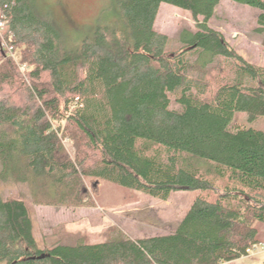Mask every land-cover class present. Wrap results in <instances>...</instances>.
Wrapping results in <instances>:
<instances>
[{"label":"trees","instance_id":"trees-1","mask_svg":"<svg viewBox=\"0 0 264 264\" xmlns=\"http://www.w3.org/2000/svg\"><path fill=\"white\" fill-rule=\"evenodd\" d=\"M221 1L114 0L111 17L72 44L33 0H0V181L25 185L34 206L66 209L95 206L88 179L164 202L201 192L172 234L116 229L102 243L44 247L27 202L0 194V264H226L249 255L264 223V131L232 123L237 113L264 118V68L209 27ZM229 1L257 11L264 36V0ZM162 4L195 22L175 50L154 28Z\"/></svg>","mask_w":264,"mask_h":264},{"label":"rangeland","instance_id":"rangeland-1","mask_svg":"<svg viewBox=\"0 0 264 264\" xmlns=\"http://www.w3.org/2000/svg\"><path fill=\"white\" fill-rule=\"evenodd\" d=\"M36 8L50 12L70 43L89 35L96 21L111 17L114 0H33ZM258 12L229 0H222L209 27L221 32L225 39L247 61L264 68V36L255 32ZM190 13L162 4L154 28L170 39L169 50L180 47L178 36L183 29L195 30ZM171 108L180 110L172 98ZM233 127H252L264 131V118L249 122L244 113H237ZM72 156L74 148L66 143ZM93 193L95 206L73 209L34 206L25 185L0 181L3 198H18L27 202L33 219L34 236L40 247L56 242L74 244L83 239L87 244L106 241L113 231L121 229L134 238L168 235L191 209L199 191H178L168 201H160L143 193L102 181H86ZM259 243L248 256L226 264H263L264 223H256Z\"/></svg>","mask_w":264,"mask_h":264},{"label":"built area","instance_id":"built-area-1","mask_svg":"<svg viewBox=\"0 0 264 264\" xmlns=\"http://www.w3.org/2000/svg\"><path fill=\"white\" fill-rule=\"evenodd\" d=\"M4 29H5V23H4V21L0 20V36H2ZM2 46L5 49V51L7 52V54H9V56H11L12 58H15L14 57V48L11 45H9L8 42L3 40ZM20 69L22 72L25 71L24 67H21ZM254 247L256 248V245ZM262 250L264 251V246L262 247Z\"/></svg>","mask_w":264,"mask_h":264},{"label":"water","instance_id":"water-1","mask_svg":"<svg viewBox=\"0 0 264 264\" xmlns=\"http://www.w3.org/2000/svg\"><path fill=\"white\" fill-rule=\"evenodd\" d=\"M41 258H44V256H41Z\"/></svg>","mask_w":264,"mask_h":264}]
</instances>
